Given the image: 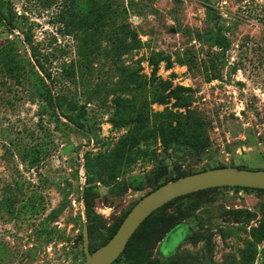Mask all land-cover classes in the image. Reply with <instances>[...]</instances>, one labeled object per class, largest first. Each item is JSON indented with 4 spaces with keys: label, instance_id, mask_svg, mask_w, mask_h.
Wrapping results in <instances>:
<instances>
[{
    "label": "rangeland",
    "instance_id": "obj_1",
    "mask_svg": "<svg viewBox=\"0 0 264 264\" xmlns=\"http://www.w3.org/2000/svg\"><path fill=\"white\" fill-rule=\"evenodd\" d=\"M216 167L264 171V0H0V264H84L85 224L94 252ZM262 225L264 192L206 191L114 264H264Z\"/></svg>",
    "mask_w": 264,
    "mask_h": 264
},
{
    "label": "water",
    "instance_id": "obj_2",
    "mask_svg": "<svg viewBox=\"0 0 264 264\" xmlns=\"http://www.w3.org/2000/svg\"><path fill=\"white\" fill-rule=\"evenodd\" d=\"M221 188L264 191V171L221 168L194 174L168 183L141 199L128 214L116 235L95 252L90 251L89 230L84 227V264H114L123 255L140 227L168 204L201 192Z\"/></svg>",
    "mask_w": 264,
    "mask_h": 264
},
{
    "label": "trees",
    "instance_id": "obj_3",
    "mask_svg": "<svg viewBox=\"0 0 264 264\" xmlns=\"http://www.w3.org/2000/svg\"><path fill=\"white\" fill-rule=\"evenodd\" d=\"M170 134H171V135H174V134H176V132H170ZM178 138H179V137L176 135V136H174V137H170L169 140H168V139L166 140L168 145L173 144V148H174V149H173V148H172V149H173L174 151H175V150H182L181 147L184 146L183 143L181 144L180 142H178ZM221 168H224V167H216V168H214L213 170H215V169H221ZM239 169H240V170H243V169H241V168H239ZM206 171H210V170H205V171H202V172H206ZM202 172H199V173H202ZM195 174H198V173H195ZM192 175H194V174H192ZM189 176H191V175H189ZM185 177H188V176H183V177L177 178L175 181L180 180V179H183V178H185ZM171 182H174V181H171ZM171 182H166V183L163 184L162 186H164V185H166V184H168V183H171ZM162 186H160V187H162ZM160 187H159V188H160ZM159 188H156L154 191H156V190L159 189ZM221 189H222V188H221ZM231 189H235V190H251V189H244V188H231ZM154 191H153V192H154ZM255 191L264 192V191H262V190H255ZM201 193H203V192H201ZM150 194H151V193H150ZM150 194H148V195H150ZM198 194H199V193H198ZM148 195H147V196H148ZM194 195H195V194H194ZM190 196H192V195H190ZM145 197H146V196H145ZM187 197H188V196H187ZM143 198H144V197H143ZM143 198H142V199H143ZM184 198H185V197H184ZM181 199H182V198H181ZM140 200H141V199H140ZM178 200H179V199H178ZM137 204H138V203H137ZM137 204H136V205H137ZM136 205H135V206H136ZM168 205H169V204H168ZM119 228H120V226H119V227L117 228V230L114 232L112 238L116 235V233H117V231L119 230ZM179 229H187V230H189L188 227H186V226H184V225L181 226V227H179V228H177V229H175V231H177V230H179ZM175 231H173V232H175ZM258 233H259V235H260L262 238H264V225H262V226L260 227V230H259ZM169 236H170V235H169ZM112 238H111V239H112ZM168 238H169V237H168ZM168 238H167V239H168ZM99 249H100V248H99ZM97 250H98V249H97ZM97 250H95V251H97ZM95 251H94V252H95ZM171 254H172V253H171ZM171 254H170V255H171Z\"/></svg>",
    "mask_w": 264,
    "mask_h": 264
}]
</instances>
